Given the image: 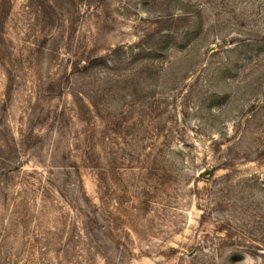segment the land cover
<instances>
[{"label":"rangeland","instance_id":"rangeland-1","mask_svg":"<svg viewBox=\"0 0 264 264\" xmlns=\"http://www.w3.org/2000/svg\"><path fill=\"white\" fill-rule=\"evenodd\" d=\"M0 264H264V0H0Z\"/></svg>","mask_w":264,"mask_h":264}]
</instances>
